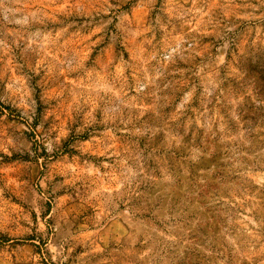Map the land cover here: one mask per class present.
<instances>
[{"label": "rangeland", "instance_id": "obj_1", "mask_svg": "<svg viewBox=\"0 0 264 264\" xmlns=\"http://www.w3.org/2000/svg\"><path fill=\"white\" fill-rule=\"evenodd\" d=\"M0 264H264V0H0Z\"/></svg>", "mask_w": 264, "mask_h": 264}]
</instances>
